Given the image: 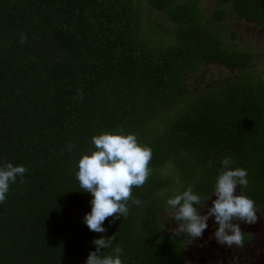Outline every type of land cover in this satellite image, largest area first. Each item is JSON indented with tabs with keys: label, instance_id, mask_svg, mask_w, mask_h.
<instances>
[{
	"label": "trees",
	"instance_id": "obj_1",
	"mask_svg": "<svg viewBox=\"0 0 264 264\" xmlns=\"http://www.w3.org/2000/svg\"><path fill=\"white\" fill-rule=\"evenodd\" d=\"M227 2L264 29V0H217L212 20L200 0H0V161L26 169L0 202V264H82L101 235L123 264H192L185 234L162 232L165 198L209 191L224 156L264 207V80L250 51L223 42ZM205 63L236 75L193 92ZM117 127L150 146V171L98 233L82 220L76 159Z\"/></svg>",
	"mask_w": 264,
	"mask_h": 264
},
{
	"label": "clouds",
	"instance_id": "obj_2",
	"mask_svg": "<svg viewBox=\"0 0 264 264\" xmlns=\"http://www.w3.org/2000/svg\"><path fill=\"white\" fill-rule=\"evenodd\" d=\"M90 139L93 148L78 155L75 177L79 188L90 194L89 208L82 216L83 223L89 230L103 233L106 217L127 214L126 201L132 186L142 185L149 174L152 150L138 142L134 133L119 127L93 134ZM218 163L209 191H194L189 184L166 197L165 205L174 210L172 218L178 222L185 237L199 238L209 227L211 218L215 227L210 237L226 247L239 246L244 242L239 222L254 223L260 208L241 191L248 183L247 170L231 166L233 161L229 156L222 157ZM25 171L23 164L0 161V202L5 200L10 182L17 177L23 179ZM237 185L239 191H235ZM135 202L139 203L138 200ZM111 240L110 235L94 237L91 240L94 248L87 252L82 264H123L119 246L107 251Z\"/></svg>",
	"mask_w": 264,
	"mask_h": 264
},
{
	"label": "rangeland",
	"instance_id": "obj_3",
	"mask_svg": "<svg viewBox=\"0 0 264 264\" xmlns=\"http://www.w3.org/2000/svg\"><path fill=\"white\" fill-rule=\"evenodd\" d=\"M200 4L205 15L212 20V12L218 5L217 0H200ZM224 6L229 12L222 25L217 27L224 44L228 47L250 51L252 53L250 69L254 75H257L264 80V29L260 27L258 22L242 19L237 14L230 12V2H227ZM148 16L159 21L162 25L167 24V22L164 21L165 19H163L162 14L156 10H149ZM233 33H235V36H232ZM235 75L236 71L234 69L225 68L215 63H205L200 67L197 73L189 76L187 79L188 87L194 92L197 88L211 87L215 82L217 83L223 79L232 78ZM235 191H238V185L236 186ZM210 200L211 199L209 198L207 202L210 203ZM258 215L264 217L263 206L260 207ZM261 217L258 218L262 221ZM171 218V210L160 215L162 232L166 233L170 230H180L179 226L172 224ZM208 224L209 227L203 231V234L199 238H187L186 241L183 242L187 253L190 255L189 260L195 264H205L207 261H209L208 264H229V261L231 264L233 262L236 263V260L234 259L238 257L236 255L240 253V248L242 249L241 245L226 247L217 244L207 232L215 227L211 218H209ZM254 224H257V222ZM254 226L255 225H250L247 228H253ZM248 249L251 251L252 248L248 247ZM253 253L254 255L252 252L246 255L249 262L254 261L258 256L257 250ZM229 255H232L230 257L232 259L230 260L227 258Z\"/></svg>",
	"mask_w": 264,
	"mask_h": 264
},
{
	"label": "flooded vegetation",
	"instance_id": "obj_4",
	"mask_svg": "<svg viewBox=\"0 0 264 264\" xmlns=\"http://www.w3.org/2000/svg\"><path fill=\"white\" fill-rule=\"evenodd\" d=\"M209 198L210 199L212 198L211 195L209 196ZM258 217H261V216L257 214V220L254 222V223L257 222V224H254V223L245 224L243 222H239L240 229L243 233L244 242L241 244L242 249L240 248V253L238 255H236L237 253L235 254L236 256H238L236 259H234L236 260V263H234L232 260L233 262L232 264H264V217H261L262 221ZM174 225L178 226V224H174ZM250 225L251 226L255 225V226L253 228L248 229L247 227H249ZM211 231L212 229L207 232L210 234ZM186 239L184 241H186ZM248 247L252 248L251 251L248 249ZM256 250L258 251V256L255 258L254 260L255 262L254 261L249 262L248 257L246 258V255L251 252L254 255L253 252H255ZM231 256L232 255H229L227 257L229 258L228 260L232 259L230 258ZM189 257L190 255L189 253H187L186 260L188 262H191L192 264H195L194 262L189 260ZM208 263L209 261L205 262V264H208ZM228 263L231 264L230 261Z\"/></svg>",
	"mask_w": 264,
	"mask_h": 264
}]
</instances>
